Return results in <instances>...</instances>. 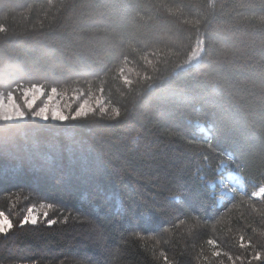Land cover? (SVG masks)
<instances>
[{"label": "trees", "instance_id": "1", "mask_svg": "<svg viewBox=\"0 0 264 264\" xmlns=\"http://www.w3.org/2000/svg\"><path fill=\"white\" fill-rule=\"evenodd\" d=\"M33 85L107 109L0 120V264H264V0H0Z\"/></svg>", "mask_w": 264, "mask_h": 264}, {"label": "rangeland", "instance_id": "2", "mask_svg": "<svg viewBox=\"0 0 264 264\" xmlns=\"http://www.w3.org/2000/svg\"><path fill=\"white\" fill-rule=\"evenodd\" d=\"M199 55L200 49H196L188 63L195 62ZM104 101L105 98L102 95L83 97L81 92L65 95L55 88L47 92L42 86L33 85L25 88L17 96L13 93L0 92V120L20 121L29 117L41 120H62L70 111H73V116H80L95 108L106 110ZM219 186L220 193L228 195H231L234 190H244L243 178L236 171H228L225 178L219 179ZM254 196H264V185L256 188ZM34 209L39 213L38 209Z\"/></svg>", "mask_w": 264, "mask_h": 264}, {"label": "snow or ice", "instance_id": "3", "mask_svg": "<svg viewBox=\"0 0 264 264\" xmlns=\"http://www.w3.org/2000/svg\"><path fill=\"white\" fill-rule=\"evenodd\" d=\"M44 216L47 217L48 213L45 212ZM39 221V213L36 212V210L29 209L28 213L25 215L24 219L21 221V226L25 224L31 223L32 225H36ZM56 221L51 220L49 221V225L54 224ZM13 223L8 215H6L4 212L0 211V234H7L12 228Z\"/></svg>", "mask_w": 264, "mask_h": 264}]
</instances>
